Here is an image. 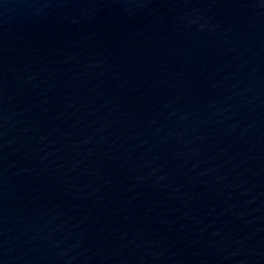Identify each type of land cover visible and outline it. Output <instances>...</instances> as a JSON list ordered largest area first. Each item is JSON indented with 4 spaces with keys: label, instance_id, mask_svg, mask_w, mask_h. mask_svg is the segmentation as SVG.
<instances>
[{
    "label": "water",
    "instance_id": "water-1",
    "mask_svg": "<svg viewBox=\"0 0 264 264\" xmlns=\"http://www.w3.org/2000/svg\"><path fill=\"white\" fill-rule=\"evenodd\" d=\"M0 264H264V0H0Z\"/></svg>",
    "mask_w": 264,
    "mask_h": 264
}]
</instances>
